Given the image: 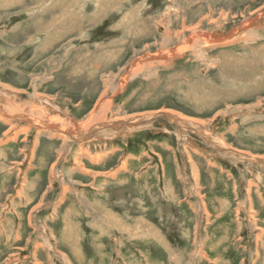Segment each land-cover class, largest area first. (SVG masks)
I'll use <instances>...</instances> for the list:
<instances>
[{"label":"rangeland","instance_id":"1","mask_svg":"<svg viewBox=\"0 0 264 264\" xmlns=\"http://www.w3.org/2000/svg\"><path fill=\"white\" fill-rule=\"evenodd\" d=\"M263 8L264 0H0V93L31 102L34 119L71 123L88 119L108 86L107 121L175 111L222 145L264 157V17L253 36L238 31L206 47L205 60L191 48L116 93L110 86L134 60L180 46L188 29L227 36ZM8 117L0 114V264H264L257 167L156 116L84 142L78 133L55 178L61 139Z\"/></svg>","mask_w":264,"mask_h":264},{"label":"bare ground","instance_id":"2","mask_svg":"<svg viewBox=\"0 0 264 264\" xmlns=\"http://www.w3.org/2000/svg\"><path fill=\"white\" fill-rule=\"evenodd\" d=\"M256 15H257V13H256ZM255 16H253L254 18L252 17L249 19V21H247L246 26L243 25L244 27H240L238 29H233L231 31V33L228 34L227 36L222 35V32H217V31H215V32H210V31L209 32H202L197 27L192 28V29H188L189 35L184 37L183 43L180 46H176L172 49H170L171 46H168L170 48L163 49L162 51H158L156 54H154L152 56L143 57V58L134 60L130 64V67H128L129 71L126 74H124L123 79L119 80L120 84L110 85L111 89L113 90L114 93H116V91L121 89L124 86V84L132 76H135L140 72H147L149 74V72H151L152 66H155L158 63H165L169 59L174 58V57L180 55L185 50H189L191 48L194 49V51L196 52V56L198 58L205 60L204 59L205 55H204L203 51L206 47L225 43L228 40L232 39V37L238 31H241L242 35H247V36L249 34L252 35L253 32L251 30H249V28H251V25L253 23L255 24V21L258 20V18L264 17V10L260 14L258 13V15L256 17ZM177 18H178V16H177ZM163 24H164V22H163ZM167 31H168L167 29H164V32H163L164 34L167 35V37L164 36L167 40V42L165 44H167L169 42V39H171L170 37H168ZM255 31H254V33H255ZM181 32H179V33H181ZM245 33H247V34H245ZM239 34H240V32H239ZM124 69H127V68H124ZM263 73H261V74H263ZM105 81H106V85L111 84V82L108 81L107 79ZM107 87L108 86H106L105 91L94 102L93 106L95 105V109L92 112L91 116L88 119H86L85 121H83L84 119L81 121L80 120H77V121L74 120L73 122L68 123V122H66L67 120L64 121L63 119H61L58 116L57 117L56 116L51 117V118H50V116H48V118H46V120H44V121L34 119L31 117L32 116V114H31L32 113V108H31L32 105L30 104L31 102L26 103L25 101L24 102L19 101L15 97H9V96L3 95L1 93H0V114L5 115L7 118H9L8 115L14 116V117H16L15 119H17V121H19V122L21 120L25 121L28 126L37 127L39 129H41L42 131H45L50 137H57V138L61 139L62 144H61V148L59 151V156L57 155L58 157H57L56 162L54 164H52V166H51V172L53 173L52 175L55 178H57V176H56V174H54V172L56 171L57 164L59 163V159L61 158L60 155L62 153H64V151H66V149L68 148V146H67V148H65L67 143L73 142V141H81V140H75V136L78 133L83 132L82 133L83 134L82 141H83V140L91 139V138L98 136V133L101 131L105 132V135H107V133L109 131H111L112 129L116 132H121L123 130L125 131V129H128V130L129 129H139V128L149 126L152 122V118H155L156 116H163L164 119H167L170 123H173L176 126V128L179 130V132L180 131H183V132L189 131L190 133H196V134L202 136L222 156L227 157V158L232 159V160H235L237 162L239 160L243 161L244 163L247 162L249 164V166L252 165L255 168L257 167L258 170H260V172L262 171L264 174V157H261L258 155H251L249 153L241 152V151H238V150H235V149H232L230 147L222 145V143L217 142L215 139L212 138L214 135L212 137H210L211 135L207 131L208 129L205 127V124L201 120L194 119L191 117H184L182 115L174 113L175 111L174 112H171L169 110H160V111H156V112L152 111L149 113L139 114L136 117H132L130 119H128V118H115L111 121H107L106 118L104 119L103 117H104V113L106 112V110L110 106L111 100H112L111 99L112 95H111V93H108ZM5 88H9L12 90H16L18 92H22L18 89H13V88H10L8 86H5ZM90 110L88 111L86 117L88 116V114H90V112H91ZM34 111H36V110H34ZM14 130H15V128H14ZM10 131H12V130H10ZM177 134L185 142H190L191 139L189 140L188 137L183 136L180 133H177ZM86 141H88V140H86ZM67 152H68V150H67ZM66 155H67V153H66ZM254 177H256V179L260 180L261 175H260V173H254ZM198 247H199V245H198ZM198 247H197V251H198Z\"/></svg>","mask_w":264,"mask_h":264}]
</instances>
